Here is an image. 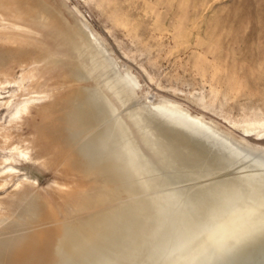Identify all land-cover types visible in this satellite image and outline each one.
<instances>
[{
    "label": "bare ground",
    "instance_id": "bare-ground-1",
    "mask_svg": "<svg viewBox=\"0 0 264 264\" xmlns=\"http://www.w3.org/2000/svg\"><path fill=\"white\" fill-rule=\"evenodd\" d=\"M69 12L0 0V67L31 63L36 83L56 80L31 143L41 127L61 152L56 167L100 187L58 190V207L17 187V223L0 214V264H264V147L173 98L142 101L130 67ZM238 126L249 133L264 117Z\"/></svg>",
    "mask_w": 264,
    "mask_h": 264
},
{
    "label": "rangeland",
    "instance_id": "rangeland-1",
    "mask_svg": "<svg viewBox=\"0 0 264 264\" xmlns=\"http://www.w3.org/2000/svg\"><path fill=\"white\" fill-rule=\"evenodd\" d=\"M47 1L72 21L69 11L74 10L87 28L95 29L121 65L137 76L142 101L145 96L148 103L173 98L192 114L218 122L224 132L233 130L237 138L232 137L264 147V133L257 132L264 126L249 133L238 126L264 117V0ZM3 38L1 33L0 50L8 48ZM31 67L16 61L0 67V214H10V227L18 219H12L9 206L15 189L29 192L37 187L40 203L58 207L63 204L58 197L72 194V189L77 193L100 187L95 175L92 183L91 175L88 182V175L84 180L83 174L68 173L66 166L56 167L54 158L61 152L41 127L37 143H31L35 121H42L38 105L52 99L56 83H36ZM56 67L54 71L60 65ZM60 182L69 185L51 184ZM59 214L65 217L60 209Z\"/></svg>",
    "mask_w": 264,
    "mask_h": 264
}]
</instances>
